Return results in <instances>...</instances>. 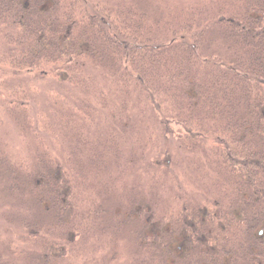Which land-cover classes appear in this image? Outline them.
<instances>
[{"label":"trees","instance_id":"obj_1","mask_svg":"<svg viewBox=\"0 0 264 264\" xmlns=\"http://www.w3.org/2000/svg\"><path fill=\"white\" fill-rule=\"evenodd\" d=\"M148 2L0 0V33L8 46L0 54V73L52 78L70 98L56 99L44 125L47 131H63L74 145L67 159L72 170L83 168L82 159H88L92 148V164L98 169L106 158L119 160L120 138L128 143L126 131L135 127L129 115L135 106L141 129H155L190 152L212 144L208 151L213 160L206 147L201 149L224 179L221 230L228 225L239 233L241 264H264V0H196L173 20L151 18ZM90 66L106 71L100 76L108 91L87 73ZM8 95L10 105L24 110L15 89ZM106 96L118 100L115 109H108L109 120L87 125L104 115L106 106L99 100ZM92 128L94 139L81 135ZM136 143L141 148L146 142L134 139ZM43 163L39 180L48 188L29 190L40 204L50 196L49 207L41 208L52 224L65 226L71 245L77 232L72 207L62 194L69 183L67 171L59 178L52 172L53 161ZM14 183L9 191L20 193ZM23 227L29 241L41 235L35 224L23 221ZM63 253L27 254L20 264H55L52 260L63 259ZM225 253L237 254L231 248ZM0 258L5 261L1 251ZM4 264L18 263L10 259Z\"/></svg>","mask_w":264,"mask_h":264},{"label":"rangeland","instance_id":"obj_2","mask_svg":"<svg viewBox=\"0 0 264 264\" xmlns=\"http://www.w3.org/2000/svg\"><path fill=\"white\" fill-rule=\"evenodd\" d=\"M195 1L149 0L145 5L151 18L162 15L173 20L179 9ZM7 49L0 33V54ZM215 53L219 51L215 49ZM86 71L108 91V83L100 76L105 75L103 68L96 70L90 66ZM14 89L17 98L26 104L24 110L9 104L12 96L8 94ZM63 91L52 78L46 79L37 73H23L19 77L0 73L3 94L0 97V160H4L0 166V251L5 260L0 263L10 259L25 263L27 254L33 258L37 252L63 253L61 248L65 246L63 259L52 260L55 264H186L187 259L177 263L179 258L166 252L169 251L164 250L166 245L174 248L177 234L187 229L197 232L198 237L202 234L200 240L208 237L203 234L207 228L195 226L198 213L211 210L214 213L210 214L211 222L216 223L219 217L216 209L224 210L221 205L227 201L221 194L224 179L211 166L214 162L209 163L208 156L212 160L213 156L208 150L213 145L206 142L205 146H197L190 152L172 137L165 140L155 129H152L154 132L141 129L137 123L140 110L135 106L129 111L135 127L126 131L128 143L120 138L119 160L106 158L98 169L92 164V148L85 155L88 159H82L83 168L73 165L72 170L67 159L74 145L65 139L63 131L56 128L47 131L44 125V118L49 117L56 99L70 100ZM106 97L99 100L107 108H103L104 115L99 110V118L88 121L87 125L109 120L108 109H115L118 100L115 96ZM103 106L99 104L97 108ZM93 130L81 135L87 138L89 134V139H94ZM117 132L121 136V131ZM134 139H144L146 143H141L139 148L140 143L133 144ZM204 147L208 156L202 151ZM48 161H53L52 172L59 178L67 171L69 183L62 194L72 207L77 232V239L71 245L64 236L65 226L52 224L41 208L49 207L50 196L42 197L40 204L29 190L35 187L37 192H43L48 188L39 180L45 172L43 162ZM14 182L19 183L20 193L9 191ZM23 221L35 224L41 235L27 240ZM211 227L219 235L218 229ZM235 231L227 225L221 235L226 241L230 238L226 246L241 256L240 244L235 239L239 233L236 235ZM240 258L234 262L240 264ZM228 261L225 257L221 264H231Z\"/></svg>","mask_w":264,"mask_h":264},{"label":"flooded vegetation","instance_id":"obj_3","mask_svg":"<svg viewBox=\"0 0 264 264\" xmlns=\"http://www.w3.org/2000/svg\"><path fill=\"white\" fill-rule=\"evenodd\" d=\"M216 211H219L217 213L219 214V217L217 218L216 223L211 222L212 216H210V214H214L211 210L210 213L208 211L199 212V216L196 217L198 223L195 224V226L200 225L207 228L206 232L203 234L208 237H204L200 240L199 238L202 234L198 237L199 234L197 232L187 229L185 232L177 234L178 236L174 239V248L170 249V245L168 244L164 250L166 251V248H168L169 251L166 252L174 254L177 259L179 258L177 263L187 259L186 264H221V262H224V258L226 257L229 260L228 262L231 264H238L234 262L238 254L231 255L225 253L229 250L226 245H229L227 243L230 240H224V237L221 235V209L219 210L218 208ZM211 226H215L218 229L219 235H216ZM262 233L263 232L261 231L260 234ZM242 258H240V264Z\"/></svg>","mask_w":264,"mask_h":264}]
</instances>
